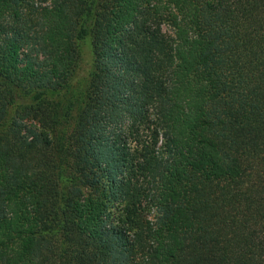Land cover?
Wrapping results in <instances>:
<instances>
[{
    "label": "trees",
    "instance_id": "obj_1",
    "mask_svg": "<svg viewBox=\"0 0 264 264\" xmlns=\"http://www.w3.org/2000/svg\"><path fill=\"white\" fill-rule=\"evenodd\" d=\"M0 264H264V0H0Z\"/></svg>",
    "mask_w": 264,
    "mask_h": 264
},
{
    "label": "rangeland",
    "instance_id": "obj_2",
    "mask_svg": "<svg viewBox=\"0 0 264 264\" xmlns=\"http://www.w3.org/2000/svg\"><path fill=\"white\" fill-rule=\"evenodd\" d=\"M30 43L29 42H24L21 43V49L24 52L29 50L30 48ZM41 53V52H40ZM83 60L80 63V66L77 69L76 74L74 75V78L71 81V85L72 87L78 86L79 84L83 83L85 81V77L87 76L88 72H89V67H90V60H91V54H90V50L88 47L84 46L83 49ZM44 60V56H39V60ZM46 63L43 64H39V66H43ZM21 102L20 100H18V103ZM13 117H17L19 115H17L16 113H12ZM22 134L27 137L28 140L35 138L36 134L39 133L40 131V124L34 120L31 119L29 117H25L22 121Z\"/></svg>",
    "mask_w": 264,
    "mask_h": 264
}]
</instances>
